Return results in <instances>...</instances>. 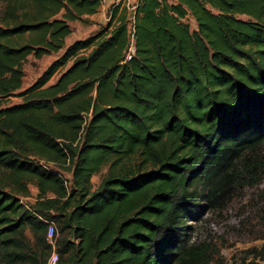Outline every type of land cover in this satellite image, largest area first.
<instances>
[{
  "label": "trees",
  "instance_id": "obj_1",
  "mask_svg": "<svg viewBox=\"0 0 264 264\" xmlns=\"http://www.w3.org/2000/svg\"><path fill=\"white\" fill-rule=\"evenodd\" d=\"M101 7L0 0V264H45L50 223L59 264H208L189 223L264 144V0L114 3L21 90L27 59ZM252 251L233 264H264Z\"/></svg>",
  "mask_w": 264,
  "mask_h": 264
},
{
  "label": "rangeland",
  "instance_id": "obj_2",
  "mask_svg": "<svg viewBox=\"0 0 264 264\" xmlns=\"http://www.w3.org/2000/svg\"><path fill=\"white\" fill-rule=\"evenodd\" d=\"M124 1L130 9H133L137 0H102V7L97 14L69 23L71 35L65 40V46L61 51L41 59L30 56L23 66L24 78L21 90L34 83L71 43L83 40L105 27L110 5ZM185 21L191 29H195L191 18ZM57 77L58 75L50 84ZM19 103L21 99L14 96L9 98L5 105ZM237 170L238 178L228 189L222 205L217 209L204 211L197 221L189 223L191 230L186 238V247L203 256L208 264L251 261L254 256L252 250L260 249L264 245V144L249 153ZM59 173L63 178L69 179L68 174L60 171ZM105 173L106 169H103L91 179L94 189ZM31 192L32 195L27 201L29 203L36 195L34 188H31Z\"/></svg>",
  "mask_w": 264,
  "mask_h": 264
},
{
  "label": "built area",
  "instance_id": "obj_3",
  "mask_svg": "<svg viewBox=\"0 0 264 264\" xmlns=\"http://www.w3.org/2000/svg\"><path fill=\"white\" fill-rule=\"evenodd\" d=\"M130 51L131 52L133 51L132 45H131ZM46 239L50 246L51 253L45 264H59V256L56 251V236L54 235V224L53 223L49 224Z\"/></svg>",
  "mask_w": 264,
  "mask_h": 264
},
{
  "label": "crops",
  "instance_id": "obj_4",
  "mask_svg": "<svg viewBox=\"0 0 264 264\" xmlns=\"http://www.w3.org/2000/svg\"><path fill=\"white\" fill-rule=\"evenodd\" d=\"M123 3H125V1Z\"/></svg>",
  "mask_w": 264,
  "mask_h": 264
}]
</instances>
